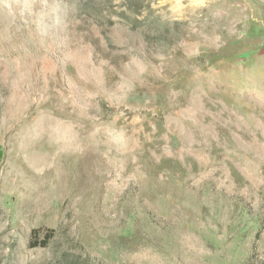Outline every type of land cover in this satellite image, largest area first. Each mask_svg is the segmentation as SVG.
<instances>
[{
	"label": "rangeland",
	"instance_id": "1",
	"mask_svg": "<svg viewBox=\"0 0 264 264\" xmlns=\"http://www.w3.org/2000/svg\"><path fill=\"white\" fill-rule=\"evenodd\" d=\"M0 264H264V0H0Z\"/></svg>",
	"mask_w": 264,
	"mask_h": 264
},
{
	"label": "trees",
	"instance_id": "2",
	"mask_svg": "<svg viewBox=\"0 0 264 264\" xmlns=\"http://www.w3.org/2000/svg\"><path fill=\"white\" fill-rule=\"evenodd\" d=\"M40 231L39 230H35L33 231V236H35L36 234H38ZM54 236V231L52 229L46 230L44 233V238L39 241V243H33V247L35 246H41L44 247L46 246V244L48 243V241Z\"/></svg>",
	"mask_w": 264,
	"mask_h": 264
}]
</instances>
